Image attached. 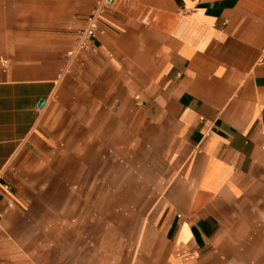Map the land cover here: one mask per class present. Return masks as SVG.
Masks as SVG:
<instances>
[{"label": "crops", "instance_id": "1", "mask_svg": "<svg viewBox=\"0 0 264 264\" xmlns=\"http://www.w3.org/2000/svg\"><path fill=\"white\" fill-rule=\"evenodd\" d=\"M0 264H264V0H0Z\"/></svg>", "mask_w": 264, "mask_h": 264}, {"label": "built area", "instance_id": "2", "mask_svg": "<svg viewBox=\"0 0 264 264\" xmlns=\"http://www.w3.org/2000/svg\"><path fill=\"white\" fill-rule=\"evenodd\" d=\"M85 20L86 25L80 33L79 47H87L90 44V39L102 30L96 12L88 15ZM4 189H8V186H4Z\"/></svg>", "mask_w": 264, "mask_h": 264}, {"label": "water", "instance_id": "3", "mask_svg": "<svg viewBox=\"0 0 264 264\" xmlns=\"http://www.w3.org/2000/svg\"><path fill=\"white\" fill-rule=\"evenodd\" d=\"M43 103V100H39L38 106H41Z\"/></svg>", "mask_w": 264, "mask_h": 264}]
</instances>
